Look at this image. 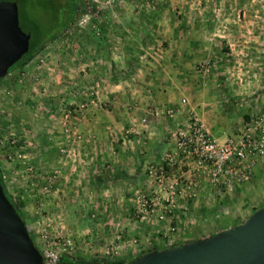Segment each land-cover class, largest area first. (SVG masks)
Here are the masks:
<instances>
[{
	"label": "rangeland",
	"instance_id": "1",
	"mask_svg": "<svg viewBox=\"0 0 264 264\" xmlns=\"http://www.w3.org/2000/svg\"><path fill=\"white\" fill-rule=\"evenodd\" d=\"M80 1L81 9L75 21L64 33L47 44L36 55L16 65L0 80V179L4 186L8 184L24 186L28 196L34 198V203L30 199L31 219L23 214L22 208L20 211L26 223V230L38 252L49 247L53 241L68 240L72 245V250L67 256L73 259H99L107 262L108 259L103 257L104 251L116 248L119 254L114 261L128 262L132 257L148 249L161 248L171 242L174 243V240H168L169 242L161 245L162 230H158L152 224L154 215L138 212L144 196L152 190L146 180V175H144L145 181L137 179L139 181L127 185L130 187L110 186L104 191L107 192V196L102 195L100 198H98L100 192L98 189L91 190L83 186L81 188L79 184L77 185L78 190L75 186L72 188L71 206L64 207L61 213H49L47 200L51 194L59 193L58 181H60V189L64 190L65 182H63L62 175L65 174L52 165L48 167L47 161L55 158V154L57 164L63 163L69 166L72 176L66 177V183H71L70 180L67 181L68 177L73 179L81 173L79 168L84 165L85 158L80 155L81 149L78 147L91 143L89 138L86 143L76 141L69 132L65 133L59 124V113L63 107L67 106V101L62 99L67 97L64 93H69V98L74 100L68 105L76 107L84 103L80 99L86 96L89 83L80 84V79L84 74L90 77L97 70H93L90 66L86 68L85 65H81V62H85L88 58L94 61L98 50L107 51V57L110 49H139L141 47L145 49L146 46V49L156 48L155 42L148 39L146 46L140 45L137 41V34L147 31L144 28L147 26L145 20L156 19L157 10L154 9L156 0H130L134 2L132 6L123 4L128 0ZM217 1L225 3L226 7L219 5L218 11L215 9L212 14L214 17L212 23L208 20L207 13L204 16L206 21L195 23L196 8L204 4L203 7L207 10L209 4L207 0H171L167 2L169 11L165 13L173 18L175 26L184 16L188 32L194 31L192 34H196L199 30L201 31L203 37L199 46H195L197 42L189 43L186 39L185 42L189 43L190 49H217V51L222 49L226 52H230L227 51L228 49H264V20H259V14L264 12L262 9L264 0H235V4L226 3V0ZM117 14L122 20H118L119 23L106 17L100 20V15L113 17ZM152 34L156 35L155 30ZM226 52L221 54L224 62H218L216 54L214 61L206 58L199 65L208 63L211 69L214 64L216 68L225 66L226 69L219 70L220 74H223L221 76L223 80H228L230 85H235L239 80L244 79L248 82L247 86L250 89L255 88L260 79L259 52L254 51V54L248 55L235 54L234 51L229 55ZM240 58L248 61V64H244V66L247 64V67L241 68L242 66L237 64L241 61ZM90 79L94 78L91 76ZM220 83L226 84L225 81ZM89 86V90H93L94 85L89 84ZM221 86H219L220 89ZM248 95L256 96V92L252 90ZM34 109L39 111V116L36 115L34 120L37 136L39 135L35 142L26 127L29 125L27 122L33 115ZM27 116L29 119H25ZM77 118L80 119L79 116L70 119L68 128L71 129L74 126L76 131L85 137L74 123ZM235 120L242 121L239 116ZM52 122L56 123L63 142L53 144L50 141L49 127ZM27 131L30 134L27 135ZM59 149H65L66 153L61 155ZM12 154L14 157L20 155V158L9 160L7 156ZM6 169L17 171L18 176L11 174L6 179L3 175ZM252 178L246 187L251 188L249 184L252 183ZM255 185L259 197V180ZM12 186L11 188H14ZM11 192V200L18 203L19 198L16 191ZM113 194L118 196V202L112 199ZM100 199L105 201L106 206H117L120 211L123 210V205H128L129 208L120 212L111 207L115 214L104 215L99 212L100 206L103 205ZM237 200L245 202V205L250 202L246 198L242 200V196H239ZM234 214V212L226 213L222 217L229 219ZM243 218V216L240 217V219ZM99 225L108 231L107 237L103 236V230L98 231ZM101 239L107 241H102L105 242L102 243Z\"/></svg>",
	"mask_w": 264,
	"mask_h": 264
},
{
	"label": "crops",
	"instance_id": "2",
	"mask_svg": "<svg viewBox=\"0 0 264 264\" xmlns=\"http://www.w3.org/2000/svg\"><path fill=\"white\" fill-rule=\"evenodd\" d=\"M168 1L171 2V0L155 1L156 19H146L147 26L144 28L147 31L137 34V41L140 45L146 46L148 39L155 42V49H146L147 46L144 47L145 49L142 47L123 50L110 49L107 57V51L103 49L98 50L94 61L88 58L85 62H81L82 66L85 65L86 68L90 66L97 71L91 75L94 79H90L91 76L84 74L80 79V84L82 82L93 84L96 98L105 109L98 110L88 107L85 116L81 119L77 118V122H74L79 131L90 139L91 144L79 145L80 155L85 158L84 165L79 168L81 173L76 172L78 174L73 179L68 177L67 181L70 180L71 183H66V177L72 176L68 165L57 164L55 154V158L47 161L48 167L52 165L65 174L62 175L63 182H65L64 190L60 189V181H58L57 190L59 193L51 194L47 200L49 213H61L64 207L71 206L72 188L75 186L78 190L77 185L79 184L81 188L83 186L91 190L98 189L100 191L98 198H100L102 195L107 196V192L104 191L110 186L118 185L120 188H124L125 186L130 187L127 185L134 184L141 179L145 181L144 168L148 164H159L163 154L172 148V138L184 127L188 111L196 115L215 140L222 142L240 130L243 121L247 120L250 115L256 114L264 108V49H228L227 51L230 52L222 51V49H218V51L217 49H190V42H197L195 46L201 44L203 34L201 35L200 30L196 34H192L194 31L188 32L184 16L175 26L173 18L165 13L169 11ZM207 1L209 2L207 10L204 9V4L202 7L196 8L195 23L206 21L205 13L208 14V20L212 23L214 21L212 14L215 9L217 10L219 5L226 7L225 3L217 0ZM125 3L123 4L127 6L134 5V2H130V0ZM226 3L235 4V0H226ZM262 9L264 10L263 7ZM105 17L113 22L121 20L119 14L113 17L100 15V20ZM259 17L260 21L264 20V12H261ZM128 25L130 26V23ZM154 30L156 35L152 34ZM186 39L189 43L185 42ZM158 42L162 43V46ZM180 47L181 49H179ZM232 51L235 54L243 55L254 54V51L259 52V73L262 74V77L259 75L260 79L255 88L250 89L247 86L248 82L244 79L239 80L235 85H230L228 80H223L221 78L223 74H220L219 70L226 69L225 66L216 68L214 64L211 69L210 65L209 73L206 76L201 75L195 69L206 58L215 59L216 54L218 62H224L221 54L226 52L231 55ZM240 60L237 64L241 65V68L247 67L248 61L245 58H240ZM245 63L247 64L244 66ZM86 70L88 71V69ZM221 81H225L226 84L222 85ZM89 84L86 93L89 91ZM252 90L256 92L257 97L248 95ZM64 95L67 97L62 99L67 101V105L74 102L73 98H69V93H64ZM85 95L80 99L81 102L88 97V94ZM181 99L185 100V104L180 103ZM34 108L36 109V106ZM35 109L32 116L29 114L30 120L27 122L29 125L26 126L34 142L37 140L36 137L39 138L34 124L36 115L39 116V111ZM153 109H171L175 111V114L170 118L155 117L152 115ZM236 115L240 117V120L242 119L241 122L235 120ZM29 116L25 119H29ZM142 119L145 122L140 124ZM55 124L52 122L49 127V139L53 144L63 142V137L60 136L59 129ZM131 126L135 127L133 128L134 133L126 136L125 130ZM28 131L27 135L30 134ZM50 141L48 142L50 143ZM16 173L17 171L6 169L3 175L8 179L11 174L18 176ZM250 178H252V183L249 184L251 188L246 187L248 184L242 185L235 188L231 194L219 196H214L202 189L201 192H198L195 200H180L171 221V225L176 227L175 233L169 235L170 240H174V243L171 242L161 248L165 249L173 245L207 238L240 224L253 211L263 208L264 163L254 167ZM257 180H259V197L255 185ZM11 186V184L4 186L6 193L10 196L11 191H16L19 198L18 203L24 211L23 214L31 219L30 203L31 200L34 203V198L28 196L24 186L14 185L12 186L14 188ZM239 196H242V200L249 199L250 202L245 205V202L237 200ZM111 197L118 202V196L113 194ZM102 202L101 200L103 205L100 206V213L115 214L111 207L120 211L117 206H106L105 201ZM128 208V205H123V210L121 209L120 212L128 210ZM181 211L186 214L185 217L182 216L183 212ZM232 212L235 214L231 218L222 217V215ZM242 216L244 218L240 219ZM100 230H103L104 237L108 236V231L99 225L98 231ZM102 241L107 240L101 239ZM160 244L164 245L161 241ZM148 250L141 254L148 253Z\"/></svg>",
	"mask_w": 264,
	"mask_h": 264
},
{
	"label": "built area",
	"instance_id": "3",
	"mask_svg": "<svg viewBox=\"0 0 264 264\" xmlns=\"http://www.w3.org/2000/svg\"><path fill=\"white\" fill-rule=\"evenodd\" d=\"M196 70L206 76L210 65L201 64ZM86 94L88 97L84 103L76 107L67 105L59 113V124L64 132H69L73 139L84 143L88 142L86 137L78 133L74 126L68 128L70 119L75 116L83 118L88 107L103 108L92 89ZM180 103L185 104V100L181 99ZM174 114L175 111L171 109L152 111L155 117L170 118ZM144 122V119L140 120V124ZM133 128L126 129L124 134H133ZM58 151L61 155L66 153L65 149ZM7 157L14 160L20 155ZM260 163H264V108L250 115L237 133L222 142L215 140L196 115L188 111L184 127L172 138V148L163 154L159 164H148L144 168L143 173L152 190L144 196L138 212L154 215L152 224L162 230L161 242L167 243L169 235L175 233L176 227L171 225V221L180 200L193 201L202 189L214 196L231 194L235 188L249 182L254 167ZM182 216L186 214L183 212ZM51 243L39 252L42 264H57L61 256L68 255L72 250L68 240ZM118 254L116 248H109L104 251L103 257L107 261H114Z\"/></svg>",
	"mask_w": 264,
	"mask_h": 264
},
{
	"label": "water",
	"instance_id": "4",
	"mask_svg": "<svg viewBox=\"0 0 264 264\" xmlns=\"http://www.w3.org/2000/svg\"><path fill=\"white\" fill-rule=\"evenodd\" d=\"M28 43L29 35L18 26L16 4L0 1V80L26 54ZM0 264H42L23 220L3 195L1 185ZM111 264H264V207L253 211L240 224L207 238Z\"/></svg>",
	"mask_w": 264,
	"mask_h": 264
},
{
	"label": "trees",
	"instance_id": "5",
	"mask_svg": "<svg viewBox=\"0 0 264 264\" xmlns=\"http://www.w3.org/2000/svg\"><path fill=\"white\" fill-rule=\"evenodd\" d=\"M4 2H14L17 6L18 26L22 32L29 35L28 50L19 61L8 68L7 74L18 64L24 63L29 58L40 52L47 44L55 40L64 33L68 27L75 21L79 10L81 9L80 0H0ZM0 185L5 198L13 206L18 216L24 221L23 214L20 211V203H15L6 193L2 181ZM30 237V236H29ZM31 238V237H30ZM32 240V238H31ZM172 246V245H171ZM174 246V245H173ZM162 249V248H161ZM159 250L155 247L147 252ZM140 256V254L138 255ZM131 258L128 262L136 257ZM60 262L71 264H111V261L103 262L99 259H73L70 256L63 255Z\"/></svg>",
	"mask_w": 264,
	"mask_h": 264
}]
</instances>
